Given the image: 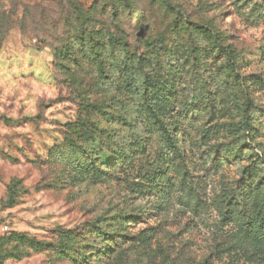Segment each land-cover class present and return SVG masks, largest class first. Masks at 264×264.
I'll list each match as a JSON object with an SVG mask.
<instances>
[{
    "label": "rangeland",
    "instance_id": "374dc122",
    "mask_svg": "<svg viewBox=\"0 0 264 264\" xmlns=\"http://www.w3.org/2000/svg\"><path fill=\"white\" fill-rule=\"evenodd\" d=\"M262 158L264 0H0V264H264Z\"/></svg>",
    "mask_w": 264,
    "mask_h": 264
},
{
    "label": "trees",
    "instance_id": "16d2710c",
    "mask_svg": "<svg viewBox=\"0 0 264 264\" xmlns=\"http://www.w3.org/2000/svg\"><path fill=\"white\" fill-rule=\"evenodd\" d=\"M155 120L157 121L158 125L163 129V131H165L164 128H163V125L158 121V119L156 117H155ZM262 160H263V163H264V158H262Z\"/></svg>",
    "mask_w": 264,
    "mask_h": 264
},
{
    "label": "built area",
    "instance_id": "2783aa9c",
    "mask_svg": "<svg viewBox=\"0 0 264 264\" xmlns=\"http://www.w3.org/2000/svg\"><path fill=\"white\" fill-rule=\"evenodd\" d=\"M2 229H3L4 231H7V230H8V227H7V226H4Z\"/></svg>",
    "mask_w": 264,
    "mask_h": 264
}]
</instances>
